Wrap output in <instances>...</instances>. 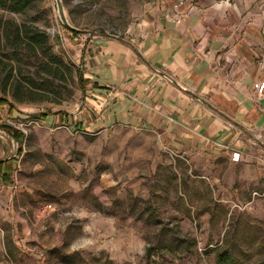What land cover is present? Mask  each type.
Masks as SVG:
<instances>
[{"label": "rangeland", "instance_id": "1", "mask_svg": "<svg viewBox=\"0 0 264 264\" xmlns=\"http://www.w3.org/2000/svg\"><path fill=\"white\" fill-rule=\"evenodd\" d=\"M157 1L0 9V160H14L11 183L0 181V264H264V178L179 157L149 131L77 119L90 41L121 37ZM24 29L45 35L48 56L20 41Z\"/></svg>", "mask_w": 264, "mask_h": 264}, {"label": "crops", "instance_id": "2", "mask_svg": "<svg viewBox=\"0 0 264 264\" xmlns=\"http://www.w3.org/2000/svg\"><path fill=\"white\" fill-rule=\"evenodd\" d=\"M90 42L76 115L86 129L139 128L179 157L264 178V92L253 89L264 82V0H159L121 37Z\"/></svg>", "mask_w": 264, "mask_h": 264}, {"label": "trees", "instance_id": "3", "mask_svg": "<svg viewBox=\"0 0 264 264\" xmlns=\"http://www.w3.org/2000/svg\"><path fill=\"white\" fill-rule=\"evenodd\" d=\"M36 0H0V9L7 10L14 14H22L24 13ZM62 27L67 29L69 32L76 34V30L73 28H66L63 24ZM23 37L20 41L25 42L27 45H30L33 49L38 47L44 55H47V41L45 35L34 33L31 30H23L22 33ZM13 46L17 49L20 48L19 44H13ZM49 55V54H48ZM47 55V56H48ZM78 81L79 83L83 84V75L78 72ZM83 88V86H82ZM6 104L4 100L0 99V106ZM49 114L40 115L41 119H47ZM7 134H9L12 139L17 143H22L23 135L15 131L10 127L2 128ZM21 152V150H19ZM18 152V153H19ZM14 160H0V181L3 183L4 186H8L11 183V178L13 176V168ZM216 264H235L234 258L232 256H228L227 254H219L216 256Z\"/></svg>", "mask_w": 264, "mask_h": 264}, {"label": "built area", "instance_id": "4", "mask_svg": "<svg viewBox=\"0 0 264 264\" xmlns=\"http://www.w3.org/2000/svg\"><path fill=\"white\" fill-rule=\"evenodd\" d=\"M183 2H179L178 5H182ZM253 89L259 94V95H262L263 92H264V82H259V83H255L253 85ZM239 159V154L234 152L231 154V160L232 161H238ZM51 209V205L50 204H47L45 205L43 208H42V212H47Z\"/></svg>", "mask_w": 264, "mask_h": 264}, {"label": "water", "instance_id": "5", "mask_svg": "<svg viewBox=\"0 0 264 264\" xmlns=\"http://www.w3.org/2000/svg\"><path fill=\"white\" fill-rule=\"evenodd\" d=\"M64 25V24H63ZM66 28H70V27H68V26H66V25H64Z\"/></svg>", "mask_w": 264, "mask_h": 264}]
</instances>
